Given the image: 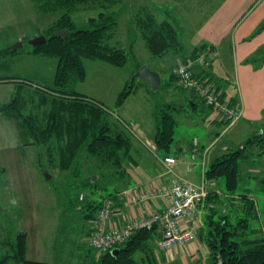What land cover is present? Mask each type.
Segmentation results:
<instances>
[{
	"label": "rangeland",
	"instance_id": "1",
	"mask_svg": "<svg viewBox=\"0 0 264 264\" xmlns=\"http://www.w3.org/2000/svg\"><path fill=\"white\" fill-rule=\"evenodd\" d=\"M166 2V0H123L112 7L108 3H89L78 6L72 14L78 29L86 28L89 20L98 18L102 12L117 19L118 27L110 44L126 51L128 63L124 67L114 69L102 61L85 60L86 79L78 83L74 90L112 110L114 112L113 121L123 129L125 127L117 120L118 117L123 118L128 124L134 125L148 139H153L159 109L168 104L183 107V111L175 113L177 126L170 152L157 150L156 154L161 158H164L165 155L177 158L178 153H180V163L174 170L179 174L181 173V176H185L188 163L190 166L196 163L199 170L202 169L200 163L191 161V156L189 159L185 158V153L192 150V141L195 138L198 139L201 146L206 147L205 149H208L210 145L208 141L209 131L212 132L211 139H217L209 149L212 161L210 162L209 155L207 157L208 168L214 162L215 156L227 153L232 147H236L237 150L249 138L264 132V124H262L263 130L260 128L254 130L250 127L247 130L245 126L238 125L231 131L226 127L208 125L206 123L208 111L204 102L193 93L182 90L179 83L171 79V71L168 66L163 73L164 83L157 90H153L151 87H148V92L140 89L126 101L122 108H116L118 96L124 90L123 85L126 82H133L134 75L141 68L139 66L146 63L145 65L149 64L150 67H155L152 61L153 57L135 25V16L141 8L150 9L152 6L154 8L158 6L161 9L158 11L159 19L163 20L168 16L166 13L169 12ZM221 2L222 0H172V3H175L171 7L172 21L181 30L186 50L191 49L192 45L195 44L200 26L216 5ZM41 5L43 3H39L37 0H0V50L9 49L22 42L24 48L19 50L18 55L23 56L25 52L32 50L29 42L36 37L45 36L44 30L65 14L63 10L42 12L40 10ZM162 7L165 9L164 11ZM222 50L224 63L229 69V46L225 45ZM55 63L56 60L52 59L44 66L42 65L43 67H39L37 64L41 66V63H37V61H31V59L22 61L17 58L12 65L8 63V69L11 68V71H8L6 75L14 78L17 82L29 79L35 84L46 85V83L51 82L54 76ZM214 65L217 67L215 58ZM225 72L226 70L223 71V73ZM2 74L5 73L0 72V75ZM134 82L136 87L146 86L141 80H134ZM11 84L14 89V98L17 87L16 83ZM9 88L11 87H0V93L5 92L6 89L9 90ZM29 88L25 87V91L33 93ZM191 97L197 104L194 109L189 107V105L191 106ZM9 101V97L6 96V100H3L1 104ZM32 110L33 103L29 102L28 106L24 108V113L30 114ZM121 121L123 120L121 119ZM13 128H16L14 123L7 121L6 118L3 123L0 122V148L7 145L9 133H12ZM125 131L127 132L126 129ZM217 131H219V135H216ZM3 133L6 134V140L1 137ZM16 139L17 131L16 137H13L12 141L15 142ZM137 144L135 142L134 148ZM239 144L241 145L239 146ZM227 146L230 147L229 150H224ZM181 151L183 152L181 153ZM147 152H142V158L149 159L150 162L156 164L157 174L163 173L156 157ZM25 160L27 164H30L28 175L25 176V172L24 175H20L23 174V168L18 166L20 174L16 180H13L12 177L8 178V182L5 177L2 180V189L0 190V253L10 252L8 247L4 249L3 243L9 240L13 241L16 232L23 231L31 237L32 249L38 248L44 259L50 261L51 264H94L98 254L90 250V243L86 235L88 223L83 219V213L76 208L82 205L79 198L83 197L86 201H99L102 193L104 195L116 193V190L128 185V180L131 182L135 180V169L130 165L126 166L129 175L133 177L123 179L115 174L114 169L107 165H101V162L87 156L83 151L72 170L62 173L59 170L55 171L59 162V151L57 150L54 158H49L46 149L43 147L29 148ZM251 162L249 159L241 161L238 194L247 193L245 190H251L250 193L256 201L260 214L259 221L253 223L252 228H260L264 227V193L259 191V182L250 176L252 175L249 172V168L252 166ZM33 168L39 172L38 176L34 172L32 173ZM254 169L264 173V161H258ZM200 175L196 174L189 179L200 184ZM216 183L217 189L220 190V193L222 192L220 197L225 198L224 180L220 179ZM7 187L10 188V191H7ZM157 243L158 241L153 243V250L158 264H174L175 257L180 256V254L191 257V252L195 253L194 247L197 246V242H195L190 246L174 249L173 255L170 252L162 255ZM193 249L194 251H192ZM196 250L201 264H208V257L199 253L200 248ZM31 257L33 256L31 255ZM186 257L178 264L191 263V260L186 259ZM135 258L140 262V254H136Z\"/></svg>",
	"mask_w": 264,
	"mask_h": 264
},
{
	"label": "trees",
	"instance_id": "2",
	"mask_svg": "<svg viewBox=\"0 0 264 264\" xmlns=\"http://www.w3.org/2000/svg\"><path fill=\"white\" fill-rule=\"evenodd\" d=\"M37 1L43 3L40 6L42 12L65 11L60 19L44 30L47 42L32 46V50L25 52L56 59L54 83L52 86H42L29 79L23 82H17L10 77L0 79V83L8 81L16 83L17 87L15 97L0 106V112L18 123L23 147H45L50 158H53L58 150L60 172L71 171L84 151L87 156L101 162V165L114 169L117 176L126 177V166L135 161L134 139L113 121L112 110L74 90L78 83L86 79L85 60L103 61L115 67L127 65L126 51L110 44L115 36L118 21L112 15L102 12L98 18L90 19L86 28L78 29L72 15L82 4L108 3L112 7L123 0ZM135 25L153 58H164L171 50L181 47L178 30L171 22L160 21L149 8H141L137 12ZM60 30L70 31L66 41L53 38V34ZM263 31L264 21L255 29L249 40ZM203 50L204 48L196 49L190 58L184 59L183 62L189 63L191 59H197ZM19 52L0 50V59L16 56ZM245 64L254 66L256 70L261 69L264 65V46L248 58ZM195 76L203 78L200 75ZM171 79L177 77L172 74ZM25 87H30L33 93L25 91ZM136 88L134 81L127 83L116 101L117 109L125 105ZM29 102L33 103V110L26 114L24 108ZM191 102L193 106L189 107L196 108V101ZM183 110V107L171 104L158 110L155 143L160 151L170 152L177 126L175 113ZM117 120L121 124L124 121H121L120 117ZM255 147H264V134H257L237 150L224 153L206 169V178L214 182V185L209 187L203 202L208 206L206 226L202 231L198 229V237L208 249V264H264V227L252 228V224L260 219L256 201L250 193L251 190L238 194L241 161L251 158ZM5 173V169L0 166V183ZM220 179L224 180L226 196L223 199L216 186ZM255 179L264 193V176ZM116 195L102 193L99 201H86L83 198L79 200L82 205L76 208L83 213L85 221H94L101 209L102 200H111ZM160 238V229L158 225H154L149 229L136 231L127 241L115 248L116 254L113 251L98 253L91 247L90 250L98 254L94 264H158L153 243ZM27 242L26 232L19 233L13 241H7L4 249L8 247L10 252L0 253V264H50L28 260ZM136 254H140V262L136 260ZM188 264L201 262L199 260Z\"/></svg>",
	"mask_w": 264,
	"mask_h": 264
},
{
	"label": "crops",
	"instance_id": "3",
	"mask_svg": "<svg viewBox=\"0 0 264 264\" xmlns=\"http://www.w3.org/2000/svg\"><path fill=\"white\" fill-rule=\"evenodd\" d=\"M166 1H167L166 5L169 8V12L166 13L168 16H166V18L163 20L160 19L159 20L171 22L173 26L178 30L180 34L181 47L179 49L171 50L164 58L161 59L152 58V61L155 64L154 68L150 67L149 64H147V66L161 75L162 84H163L164 83L163 73L165 72L167 66L170 67L171 77H172V70L180 62H183L184 59L190 58L191 54L196 49L204 48L202 52L207 55L208 57L207 61L209 62V66L208 68H205L204 66L198 65L196 63L194 66V73L196 75H200L201 77H207V79L210 80V82L214 86L220 89V91L224 94V96H226L231 100L232 105L238 107L243 112L242 120L238 122L235 126L230 128L227 125V122L224 120V118L217 111L205 105L208 111L206 113V123L211 126L217 125V127H226L229 131H231L238 125L245 126L247 130L249 129V127L254 130H256L257 128L263 130L262 124H264V65L262 66L261 69L256 70L254 66L250 64H245V61L248 58H250L260 47L264 46V31L255 38L249 40V37L253 34L255 29L260 25V23L264 21V0H222L221 3L216 5V7L212 10L210 15L204 20V22L200 26L196 35L197 40L189 50L185 49L181 30L172 21L171 7L175 5V3H172V0H166ZM162 9L163 11L165 10L163 7ZM150 10H152L159 18L158 11H161V9L158 6H156L155 8L152 6ZM225 45H227V47L229 46V52H228L229 66H230L229 69L224 63V53L222 48L225 47ZM17 58L21 59L22 61L24 59H31V61H37V63H41V66L40 64H37L39 65V67H43L45 63H49V61L54 59L49 57H38L31 55L29 53H24L23 56L22 55L9 56V57L7 56L5 58H2L3 60L0 61L2 62L0 65V72L5 73L0 75V79L8 78V75L6 74L8 73V71H11V68L8 69L7 66L8 62H10V64L12 65L14 60ZM214 58L216 59L217 67H215V65L213 66ZM190 62H196V59H191ZM145 64L146 63H144L143 65ZM143 65L139 66V68L142 67ZM110 66L114 67V69L121 68V67H115L113 65ZM56 67H57V61L55 63V71H56ZM224 70H226L225 73H223ZM54 79H55V72H54V76L51 79V82L46 83V85H42V84H38V85L52 86L54 83ZM173 80H176L179 83L178 79H173ZM145 84L146 86L140 85V87H137L136 90L133 92V94L129 97V99L132 96H134L135 93L140 89H144L146 92H148V87L151 86L148 85L147 83ZM11 85H12L11 82L8 81H2L0 83V87H6V88L11 87L9 88V90L6 89L5 92L0 93V106L9 103L12 100L14 95V89L12 88L13 86ZM126 85L127 82L123 85L124 88ZM6 96L9 97L10 101L5 104H1L3 100H6ZM191 99L194 100L192 97ZM192 103L193 102H191V104ZM5 118L7 121H11L12 124L14 123L16 127L13 128L12 133H9L7 145L0 148V166L5 169L6 173L4 177L7 178V182H8L9 177H12L13 180L17 179L18 174H20L18 171V166H21L23 168V174L20 175H24V172H25V176L28 175L30 164H27L25 157L27 156L29 148H34L37 146L32 145L28 147H23L21 144L22 133L18 126V123L14 119L8 118L7 116H4L0 112L1 123H3ZM16 131H17V139L14 142L12 141V138L16 137ZM156 132H157V121L155 123V133L153 131V139H149V140L155 142ZM141 133L143 132L141 131ZM218 133L219 131L216 132V135ZM211 134L212 132L209 131L208 141L210 143L209 142L208 143L210 145L208 149H205L206 147L201 146L198 139L195 138L197 139L198 144L195 146L194 140L192 141V146H193L192 150L190 152L185 153V158L189 159L190 156H192V154L205 153L206 155L204 156V162H205V167L207 169V164H208L207 157H209V155H210L209 160L210 162L212 161L211 151L209 150L210 146L215 143V140H217V139L214 140L211 139ZM261 134L263 135L264 132H260V135ZM1 135L3 140H6V134L3 133ZM143 135L146 137L144 133ZM134 141L137 142L138 144L135 146V149L133 150L135 161L133 162L131 161L130 166L133 169H135L134 172L136 174V177L133 182L128 180L127 181L128 185L124 186L120 190H116V194H117L116 197H113L111 199L114 203V212L112 217L107 223L108 230L120 229L125 225V223L128 220L132 218H139L142 216L148 217L151 213L164 211V209L168 206V200L164 197L155 198L150 202L143 204H136V205L132 204L129 200L130 193L137 191H144V190L145 191L157 190L161 186L171 187L176 180H184L186 182L197 184L191 181V179L189 178H192L196 174L197 175L201 174L200 176H202L203 164L201 161L199 162L198 160L193 162L200 163V166L202 168L201 170H199V166L196 163L191 164L192 166H190V164L188 163V168L185 176H181V173L179 174L177 173L176 170H174V168L180 163V156H181L180 153H178L177 156L178 163L172 167H169L170 170L167 166H165L161 162L160 159L163 158H161V156H158L159 159L157 158L156 159L159 162L158 165L160 169H162L163 173L157 174L156 164L150 162L149 159L142 158L143 157L142 152L143 151L147 152V150L143 148L142 145L137 140L134 139ZM240 145L241 144H239V146ZM229 148L227 146V148H225L224 150H229ZM235 148L236 147H232L230 148V150ZM182 152L183 151H181V153ZM253 154L254 155L251 158H248L249 161L250 160L252 161L251 162L252 166L249 168V172L250 174H252L250 176H253V178L255 179L264 176L263 175L264 173H262L258 169H254V166L257 165L258 161L259 162L264 161V147L253 148ZM166 156H171V155H165V157ZM221 156L217 155L213 160L216 161ZM10 162L11 165H9ZM59 164H60V156H59L58 165L55 167V171L59 170ZM33 172L35 175L37 176L39 175L37 169L33 168L32 173ZM131 176L132 175H129L128 173L126 177H122V178L131 179L133 177ZM216 186H218L217 183ZM1 189H2V181L0 183V190ZM7 191H10V188L7 187ZM259 191L261 190L259 189ZM81 199L83 198H79V200ZM207 211H208V206L207 204L203 203L198 208L194 216V218L199 224V228H200L199 231H202L203 228L206 226L205 217ZM93 222L94 221H90V220L87 221L88 229L86 231V235L88 241L93 234ZM21 232L23 231L16 232L15 239L18 236V234ZM30 241H31V237L28 235L27 254H26L27 259H29L30 261L33 260L36 262H45L51 264L50 261L44 259L43 255L40 253V250L38 248L32 249V245ZM6 243L7 241L3 243V247L5 246L4 244ZM195 247L194 249L196 252L195 253L191 252L192 254L191 257H186L185 255L180 254V256L175 257L174 264H178L179 262H182L185 259V257L186 259L187 258L190 259L191 262L199 261L200 259L197 256L198 251L196 250V249L199 250V248H200L199 253H202V255L208 257V249L206 247V244L200 237H198L197 246ZM194 249L192 251H194ZM161 254L163 255V253ZM170 254L173 255L172 251L170 252ZM31 255L33 257H31Z\"/></svg>",
	"mask_w": 264,
	"mask_h": 264
},
{
	"label": "built area",
	"instance_id": "4",
	"mask_svg": "<svg viewBox=\"0 0 264 264\" xmlns=\"http://www.w3.org/2000/svg\"><path fill=\"white\" fill-rule=\"evenodd\" d=\"M207 58V55L202 53L197 57L196 62H180L172 70V74L177 77L179 86L184 91L195 93L207 107L217 111L231 128L242 120L243 112L232 105L231 100L224 96L207 77L197 78L195 76V64L208 68ZM122 125L150 154L159 159L156 154L159 149L155 142L146 138L134 125L126 122H122ZM194 144L195 146L198 144L197 139H194ZM205 155V153H196L191 156L192 161L199 160L203 164L200 184L176 180L171 187L161 186L157 190L130 193L129 200L135 205L150 202L155 198H166L168 206L162 212L151 213L148 217L132 218L122 228L108 230L107 223L113 215L114 203L109 199L102 200L101 209L93 222V234L89 239L90 247L98 253L114 251L119 244L127 241L136 231L149 229L154 225H158L161 232L157 246L162 253L198 242L199 224L194 216L207 197L209 187L214 185V182L206 178ZM160 160L168 168L178 163V158L172 156H166Z\"/></svg>",
	"mask_w": 264,
	"mask_h": 264
},
{
	"label": "water",
	"instance_id": "5",
	"mask_svg": "<svg viewBox=\"0 0 264 264\" xmlns=\"http://www.w3.org/2000/svg\"><path fill=\"white\" fill-rule=\"evenodd\" d=\"M69 35H70L69 30H60L53 34V38L63 39L64 41H66ZM46 42H47V38L45 36H39L32 39L29 42V45L36 47L45 44ZM23 48H24V44L20 42L10 47L9 50L19 51L22 50ZM134 80H141L147 83L148 85L151 86L153 90H157L162 85L161 75L158 72H155L152 69H150L147 65L142 66L137 71V73L133 77V81ZM191 105H193V103ZM113 253L116 254L117 250H114Z\"/></svg>",
	"mask_w": 264,
	"mask_h": 264
},
{
	"label": "bare ground",
	"instance_id": "6",
	"mask_svg": "<svg viewBox=\"0 0 264 264\" xmlns=\"http://www.w3.org/2000/svg\"><path fill=\"white\" fill-rule=\"evenodd\" d=\"M210 195V194H209ZM81 198H83V197H81Z\"/></svg>",
	"mask_w": 264,
	"mask_h": 264
}]
</instances>
